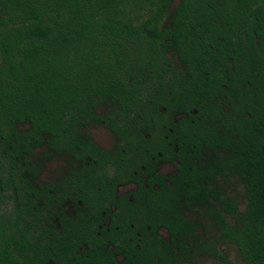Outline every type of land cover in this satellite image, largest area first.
Masks as SVG:
<instances>
[{
    "label": "trees",
    "instance_id": "1",
    "mask_svg": "<svg viewBox=\"0 0 264 264\" xmlns=\"http://www.w3.org/2000/svg\"><path fill=\"white\" fill-rule=\"evenodd\" d=\"M221 244L264 264V0H0V264H231Z\"/></svg>",
    "mask_w": 264,
    "mask_h": 264
},
{
    "label": "rangeland",
    "instance_id": "2",
    "mask_svg": "<svg viewBox=\"0 0 264 264\" xmlns=\"http://www.w3.org/2000/svg\"><path fill=\"white\" fill-rule=\"evenodd\" d=\"M175 6V3L172 4V8ZM102 110H97V115H100ZM83 134L89 137L92 142L97 145L102 150L109 152L112 150L114 145L113 136L106 130L102 125L97 123H89L83 129ZM44 149L36 150L34 154V162L42 165V170L40 173L37 182L39 184H46L58 181L63 177L65 172L69 169L70 161L65 157L53 156L50 159L43 158L42 152ZM158 171L163 176H168L174 174V168L167 164H160ZM133 189L132 186L120 187L118 189L119 194H124ZM231 197H234L238 202V209L243 210L245 201L242 197V191H237L236 194H230ZM160 236L166 238L164 232L160 233ZM218 251L230 261L231 264H241L238 252L232 244H221L218 246ZM119 260V259H118ZM194 264H214V261L207 257H201L194 261Z\"/></svg>",
    "mask_w": 264,
    "mask_h": 264
}]
</instances>
